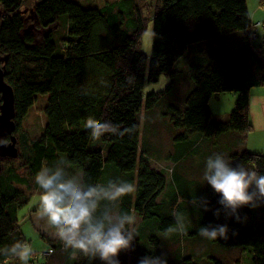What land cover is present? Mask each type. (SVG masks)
Listing matches in <instances>:
<instances>
[{
	"label": "trees",
	"instance_id": "obj_1",
	"mask_svg": "<svg viewBox=\"0 0 264 264\" xmlns=\"http://www.w3.org/2000/svg\"><path fill=\"white\" fill-rule=\"evenodd\" d=\"M261 2L264 7V0ZM24 3L25 0H0V66L4 81L14 91L15 135L20 133L24 150L21 154L19 151L17 159L4 161L0 172V248L25 241L18 212L31 201L34 187L29 180H35L42 165H51L63 157L70 171L81 174L87 183L106 184L114 179L136 185V191L119 202L120 211L140 220L135 225L138 236L133 247L125 251L133 256L132 264H138L144 256H155L146 244L158 245L161 240L149 230L168 232V228L175 227L174 212L182 214L188 226L194 225L189 218L194 213L200 218L198 227L226 224L230 231L227 240H209L189 231L191 238L185 241L188 255L174 263L168 260V264H228L213 254L197 257L195 243L201 238L242 256L250 252L251 258L245 264H264V222L257 227L248 224L254 213L252 207L239 210V222L234 216H226L218 203L221 197L211 185L201 192L177 169L172 170L169 179L175 194L168 201L164 196L169 181L166 171L153 168L141 146V118L146 121L166 93L175 90L168 100V110L161 113L176 140L196 134L209 145L238 141V147L234 146L227 155L230 162L264 173V155L244 148L245 136L252 130L251 90L264 87V53L249 38L253 21L247 1L160 0L153 14L150 56L140 50L147 27L140 10L133 28L127 29L121 21H112L109 5L83 8L71 0H39L34 11L37 29L51 28L67 15L68 31L55 40L53 31L38 38L34 32L24 30ZM205 42H211V49L203 52L206 56L194 58L190 51ZM185 59L187 65L179 68L177 63ZM162 76L171 81L167 88L145 95L146 83H158ZM182 79L188 81L183 97L178 91ZM224 93L238 96L234 110L222 120L214 116L209 102ZM39 95L48 97L43 111L47 122L40 136L30 138L21 124ZM89 118L109 121L121 131H132L122 137L105 134L93 140L85 127ZM196 143L180 145L169 161L175 164L183 160L186 165ZM21 186H26L27 191ZM183 197L190 203H180ZM194 199H207L211 210L194 207ZM193 207L198 210H191ZM260 207L263 210L264 204ZM216 209H221L219 217L214 215ZM42 238L51 255L40 261L102 264L79 250L65 248L61 240ZM14 259L0 256V264ZM240 259L238 264H242Z\"/></svg>",
	"mask_w": 264,
	"mask_h": 264
},
{
	"label": "rangeland",
	"instance_id": "obj_2",
	"mask_svg": "<svg viewBox=\"0 0 264 264\" xmlns=\"http://www.w3.org/2000/svg\"><path fill=\"white\" fill-rule=\"evenodd\" d=\"M38 1L39 0H25V3L21 9L25 23L24 30L34 32L38 38L43 37V35H45L49 31H53L54 39L55 40L61 39L63 37L62 35H64L66 31H68L69 24L67 22V15L66 14L62 15L60 17V21L51 28L45 30L43 29L39 30L36 27L35 14H34L35 6L38 3ZM71 1L77 2L83 8H92V7L100 8L109 5L110 6L109 14L110 17L113 18L112 21L113 20L121 21L124 24L125 28L127 29L133 28V24H134L133 20L138 15L137 10H140V13H142L143 18L147 22V27L141 41L140 50L148 56L151 55L152 46H153V14L156 11V7L160 4V0H71ZM261 3H262L261 0H247V5L250 8V11L253 12L254 9H256L257 11V14L254 13L251 15V19L254 23H256L257 20L264 22V7ZM1 10L2 7L0 5V13ZM254 44L257 47H260L262 52L264 53V28H260L258 30V38L254 41ZM192 49L193 47L190 50ZM210 49H211V42L208 43L205 42L202 45H200V47L199 46L195 47L190 52L192 55L196 56L194 58H201V56L204 55L203 52L206 53ZM177 64L179 65V68L181 67L182 64H185L186 66L187 65L186 59L181 60V62H178ZM170 82L171 81L169 77L166 76H162V78L158 83L147 82L144 88V93L145 95H148L154 91H164L167 88V86L170 84ZM181 83L182 86L178 91H180L183 97V94L188 85V81L186 79H182ZM262 89H264V87H262ZM166 94L167 95L165 96V99L161 101L162 104L159 107H157L155 112L151 114L146 121L143 117L141 118L142 149L147 152L148 157L151 160L152 167L157 170H165L169 180L170 176L172 177L171 172L175 165L173 162L169 161L170 156L176 155L178 151V147L180 145L183 146L185 144L190 146L192 143L196 141L197 148H195L187 156L188 158L185 162L186 165H189V167L187 168V166L184 164L180 167V169L178 166L177 170L180 172V170L184 171L187 169L186 172L184 173L185 178L191 180V183L195 186V188L197 189L200 188L202 192L203 187H205L204 185H206V183L203 180V172L208 157L213 156L216 153L224 154L227 157V155L230 152H232V149H234V146L238 147V141L226 142L225 144L216 143L215 145H209V143L206 140L200 139L196 134L191 136L189 135L188 139L176 140L174 138L175 134L172 132V128L162 116V113L166 112L169 102L168 100L171 98V95L175 94V90L172 92H168ZM237 96L238 95L236 93H224L221 94L220 97H215V96L213 97L211 107L215 115H218L217 118L224 120L231 114V112L235 108ZM47 99L48 97L46 95H39L37 98V102L31 108L28 115L22 121L21 124L22 131L28 133L30 138H35L40 136L44 130L47 119L43 111ZM250 99H251V110H250L249 118H250V123L252 124V130L245 136L244 148L249 152L264 155V108H262V106H264V101H263L264 99L262 98V96L256 93L252 94V97L250 95ZM16 136L19 140L18 149L21 154L24 152L23 147L21 146L20 143L21 135L20 133H17ZM111 168H115V167L113 166ZM20 172L23 176L25 175L24 173H22V171ZM29 182L34 187V189H31L30 191L29 197L31 201L25 208L21 209L18 212L19 226L22 230L24 240L27 241L33 249V253L29 257L28 264H39L42 262L43 264H52V261L48 259H46L45 261L43 260L40 261V257H42L43 252H49V251L51 252V250L46 251L49 248V245L47 241L42 238V236L55 241L56 240L58 241L60 239L55 236V229L52 227L50 228L46 220L41 219L43 223H45V228L44 229L39 228L38 218L33 215L34 213L37 212L38 217L40 218L38 209H39V196L41 189L35 188L36 183L34 179L30 178ZM174 187H175L174 183H171L169 180L166 187V191L164 193V196L165 198H167L168 201H172L174 198L173 197L175 194ZM21 188H23L24 190L27 189L26 186L25 187L21 186ZM198 194L201 195L199 191ZM180 203H182L183 205H187V203L190 202L183 197ZM258 208L261 207L253 208L254 213L250 218V220L248 221V224L251 226L257 227L264 222V209L259 210ZM191 210H198V209H195L193 207ZM192 215H189L190 216L189 218L190 220H192L191 222H194V225L197 224V226L196 227L194 225L188 226L185 224L186 230L183 233H181L177 229V225L173 227V229L176 230L172 232H163L158 229L151 231L149 230V234L159 238L161 240V243L155 245L151 242L149 243L147 242L146 248L154 252L155 256H161L163 254H166L167 257L169 258L171 257V259H167V260H169L172 263L176 262L182 256H187L188 250L186 249L187 245L185 244V241L187 238L189 237L191 238V236H189V231L191 233L196 232V234H199L198 221L200 218L198 216H195L194 213ZM185 220L186 218H184V223ZM136 223L139 224L140 220L136 219ZM41 232L43 235L41 234ZM195 244H196L195 252L197 253V257L213 254L214 257L218 256L223 258L228 264H238L237 259H239V257L242 259V264H245L246 261L248 262V258L249 260L251 258L250 252L245 253L242 256V254L238 251H233V250L227 251L225 247H222L218 244H214L211 242L208 243L202 238L201 240H198L197 243ZM119 260H120V264H132L133 256L128 252L121 251V253L119 254ZM203 260L206 262L209 259H203ZM6 264H22V262L16 258L13 260V262L12 260H9Z\"/></svg>",
	"mask_w": 264,
	"mask_h": 264
},
{
	"label": "clouds",
	"instance_id": "obj_3",
	"mask_svg": "<svg viewBox=\"0 0 264 264\" xmlns=\"http://www.w3.org/2000/svg\"><path fill=\"white\" fill-rule=\"evenodd\" d=\"M93 140L105 134L123 136L131 129L121 131L118 125L109 121L100 122L94 118L86 121ZM69 162L60 157L51 165L44 164L35 176V183L41 189L39 196V216L55 229V236L65 248L81 251L86 256L98 259L102 264H120L121 251L132 249L138 236L136 217L119 210L123 197L136 191V185L128 181L109 180L106 184L87 183L81 174L70 171ZM203 180L220 195L218 203L223 213L240 221L242 207H260L264 204V173L233 164L220 153L208 157L203 172ZM192 205L210 211L207 199H194ZM214 215L219 217L221 209ZM177 229L185 232L184 217L173 213ZM176 229L168 228V232ZM229 227L206 225L198 229L201 237L216 240L229 238ZM50 252V251H49ZM33 249L27 241H16L0 248V256L15 257L22 264H28ZM46 253V252H43ZM138 264H168L166 254L144 256Z\"/></svg>",
	"mask_w": 264,
	"mask_h": 264
},
{
	"label": "water",
	"instance_id": "obj_4",
	"mask_svg": "<svg viewBox=\"0 0 264 264\" xmlns=\"http://www.w3.org/2000/svg\"><path fill=\"white\" fill-rule=\"evenodd\" d=\"M15 111V96L11 86L4 81L0 66V172L3 161L15 160L19 156ZM8 140V141H6Z\"/></svg>",
	"mask_w": 264,
	"mask_h": 264
},
{
	"label": "crops",
	"instance_id": "obj_5",
	"mask_svg": "<svg viewBox=\"0 0 264 264\" xmlns=\"http://www.w3.org/2000/svg\"><path fill=\"white\" fill-rule=\"evenodd\" d=\"M247 1V0H246ZM248 6V5H247ZM248 10H249V14L250 15H252V14H257V11H256V9H254V11L253 12H251L250 11V8L248 7ZM256 22H259V20H257ZM254 23V22H253ZM259 94L260 96H262V98L264 99V89H262V87H256V88H253V90H251V97H252V94ZM214 97V96H213ZM213 97L211 98V100H210V102H209V105H210V108H211V111H212V113L214 114V116L215 117H218V115H215V113L213 112V110H212V107H211V103H212V101H213ZM215 97H220V96H215ZM219 99V98H218ZM264 101V100H263ZM261 104H262V102H261ZM262 108H264V106H262ZM261 108V109H262ZM250 110H251V99H250V105H249V115H250ZM262 111V110H261ZM227 139L228 140H230V137H227ZM232 140H234V139H232ZM182 165H184V162H183V160L181 161V162H176L175 163V165H174V167H173V169L174 170H176L177 168H178V166H179V169H180V167L182 166ZM186 167V166H185ZM187 170V169H186ZM186 170H184V171H181L180 170V172H179V174H180V176H184V173L186 172ZM114 180V179H113ZM205 182V181H204ZM206 183V182H205ZM204 185V184H203ZM207 183H206V185H204L205 187H207ZM260 210V209H259ZM33 216H36L37 218H38V224H39V228H42V229H44L45 228V223H43V221L38 217V213L36 212V213H34V215ZM33 216H31V217H33ZM51 228V227H50ZM41 234H42V232H41ZM43 235V234H42ZM49 250H51L50 249V247L46 250V251H49ZM36 252V251H35Z\"/></svg>",
	"mask_w": 264,
	"mask_h": 264
},
{
	"label": "built area",
	"instance_id": "obj_6",
	"mask_svg": "<svg viewBox=\"0 0 264 264\" xmlns=\"http://www.w3.org/2000/svg\"><path fill=\"white\" fill-rule=\"evenodd\" d=\"M260 28H264V22L259 21L256 23L252 24L251 29L249 30L248 34H249V38L252 41H255L258 38V30ZM51 255V252H46L42 254V257H40V259L44 258V257H49Z\"/></svg>",
	"mask_w": 264,
	"mask_h": 264
},
{
	"label": "flooded vegetation",
	"instance_id": "obj_7",
	"mask_svg": "<svg viewBox=\"0 0 264 264\" xmlns=\"http://www.w3.org/2000/svg\"><path fill=\"white\" fill-rule=\"evenodd\" d=\"M6 141H8V140H6Z\"/></svg>",
	"mask_w": 264,
	"mask_h": 264
}]
</instances>
